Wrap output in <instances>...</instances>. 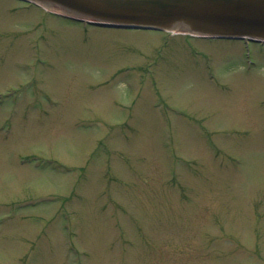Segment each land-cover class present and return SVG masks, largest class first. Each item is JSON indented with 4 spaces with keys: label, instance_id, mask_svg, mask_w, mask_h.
Returning <instances> with one entry per match:
<instances>
[{
    "label": "rangeland",
    "instance_id": "rangeland-1",
    "mask_svg": "<svg viewBox=\"0 0 264 264\" xmlns=\"http://www.w3.org/2000/svg\"><path fill=\"white\" fill-rule=\"evenodd\" d=\"M0 0V264H264V45Z\"/></svg>",
    "mask_w": 264,
    "mask_h": 264
},
{
    "label": "water",
    "instance_id": "water-1",
    "mask_svg": "<svg viewBox=\"0 0 264 264\" xmlns=\"http://www.w3.org/2000/svg\"><path fill=\"white\" fill-rule=\"evenodd\" d=\"M117 28L264 42V0H28Z\"/></svg>",
    "mask_w": 264,
    "mask_h": 264
}]
</instances>
